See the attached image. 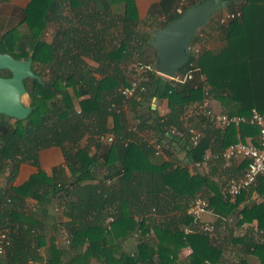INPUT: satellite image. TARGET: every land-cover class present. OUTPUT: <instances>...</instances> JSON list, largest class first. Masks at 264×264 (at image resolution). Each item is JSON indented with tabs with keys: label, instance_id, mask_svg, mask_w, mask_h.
I'll return each instance as SVG.
<instances>
[{
	"label": "trees",
	"instance_id": "16d2710c",
	"mask_svg": "<svg viewBox=\"0 0 264 264\" xmlns=\"http://www.w3.org/2000/svg\"><path fill=\"white\" fill-rule=\"evenodd\" d=\"M4 1L7 0H0ZM67 1L73 9L87 5V12L82 11L85 20L81 23L89 26H93L99 14L97 10L102 8L104 14L109 15L116 9L111 6L119 2L120 11L115 19H102L101 23L118 21L122 34L118 44L108 48L107 27L91 35L86 30L66 33L63 28L64 0H29L23 8L19 23L24 24L33 40L29 50L15 51L19 43L18 25H11L0 34L1 52L11 53L15 58L31 56L34 72L40 75L37 68L47 65L49 74V79L43 83L36 79H30V85L27 82L29 105L33 108L26 119L16 120L0 114V178L6 179L5 184H0V231H7L11 241L0 256V264H59L57 258L66 251L73 254L65 264H90V258H94L97 264H177V255L186 246L191 249L186 264L222 263V247L211 239V231L185 233L184 227L192 225L185 210L195 196H202L198 192L204 185L215 191L208 201L219 219L230 205L206 176L187 168V164L201 160L210 148L209 132L212 129L201 110L196 109L192 114L188 110L192 103L202 102L205 96L218 91L220 85L216 82V73L227 47L216 55L206 49L196 55L191 48L188 62L178 69V73L193 70L190 80L173 82L151 72L144 81L146 90L138 98H125L118 88L128 84L129 80L118 75L117 65L134 54L141 61L156 58L153 33H139L141 20L135 0ZM202 1L205 0H194L187 7ZM166 2L161 0L163 8ZM181 14L174 11L157 27ZM245 21L244 15L243 25L246 26ZM48 22L60 25L51 43L40 38ZM239 26L238 19L229 21L232 30ZM245 37L236 35L229 44L238 45L245 41ZM193 44L192 39L191 47ZM85 57L99 65L90 66ZM236 60L227 71L236 84L245 86L235 91L230 89L234 91L233 98L239 104L240 114L246 115L253 107L264 111V88L261 87L264 65L256 62L254 57L246 61ZM110 62L115 66H110ZM224 70L220 66V71ZM94 73L101 77L96 78ZM196 74L203 75L204 81ZM151 95L167 99L169 111L165 115L159 116L156 110H152L150 118H143L138 113L142 102L149 100ZM125 102L137 111L139 122L134 129L127 125L121 109ZM109 118H112V124H109ZM170 128H175L176 133L169 134ZM189 128L202 132L195 144L191 142ZM144 129L154 130L155 137L168 144V148L163 149L167 160H154L158 154L139 135ZM237 129L241 139L258 135L257 127L252 124L241 123L238 128L231 124L222 129V149L238 140ZM107 133H112L114 139L105 146L100 137ZM227 135L232 138L224 141ZM84 137L87 142L81 145ZM92 145L96 150L105 147L102 164L106 171L100 176L95 168L99 158L90 153ZM50 146L63 150L74 180L63 182L58 178L57 174L62 172V167L58 166L53 168L51 176L38 169L22 184L13 185L20 165L31 163L38 166L39 152ZM176 146L185 152L186 160L177 156ZM242 159L241 166L246 168L248 159ZM53 196H60L63 200L68 220L55 224L50 232L65 231L68 243L67 249L53 245V258L43 261L39 248L45 243L42 219L45 210L42 206L31 209L27 199L32 198L42 205L48 204ZM149 213L168 215L165 228L153 229V241L143 238L149 231L144 225ZM136 215L140 219H135ZM109 216L113 219L107 222ZM259 228L264 229L260 218ZM131 235L135 236V247L127 251L122 247L121 239ZM248 240L246 236H232L233 242L253 249L249 251L264 252V244L247 243ZM22 250L28 251V258L21 257ZM260 258L264 264V254ZM232 264L243 263L238 259Z\"/></svg>",
	"mask_w": 264,
	"mask_h": 264
},
{
	"label": "crops",
	"instance_id": "0c3cea01",
	"mask_svg": "<svg viewBox=\"0 0 264 264\" xmlns=\"http://www.w3.org/2000/svg\"><path fill=\"white\" fill-rule=\"evenodd\" d=\"M29 0H24V4L20 7L21 10L26 6ZM194 0H189L193 2ZM161 0H135V5L138 13V17L141 20L139 25V33L141 34H151L157 26L161 24L169 15L173 14L176 6L179 3V0H167L164 8L160 4ZM221 3V8L214 13L209 20L206 22V25L203 27V30L196 33L195 41L192 47L198 49V55L202 50H209L213 54H219L223 49L225 53L222 56L221 65L217 69V84L218 91L215 93H210L208 96V102L210 108L216 113H223L228 115H238L239 104L236 99L233 98V93L239 88L245 87L244 84H236L227 71V68L233 66L237 61H246L252 59L258 62L260 65H264V0H230L228 2L217 0ZM88 3L94 4L93 1ZM63 28L66 30V33H83L85 30L89 34L96 33L98 29L106 28V39L107 45L113 47L118 44V40L121 37V26L118 21L115 23L103 24L102 19L114 20L115 15L119 14L120 3H114L111 7H116V9L111 10V14L105 15L103 9L100 8L98 15H96V20L93 21V26L86 25L81 23L82 20H85L82 11L86 13L87 5H83L81 8L73 9L70 7L69 2L64 0L63 2ZM245 12L243 13V11ZM118 11V12H117ZM77 12V13H76ZM235 13L239 12V16L235 17L238 19L240 24L238 29L232 30L229 28V19L223 23L220 22V17L224 16L226 13ZM245 15L246 26L243 25V17ZM21 19V18H20ZM233 19V18H232ZM20 22V21H19ZM16 23L13 25H23V23ZM49 26H53V30L50 31L51 39H43L44 31H47ZM60 25L53 22H48L46 27L43 29V32L40 36L41 39L45 40L48 43L54 41V36L57 31V28ZM237 31V32H236ZM236 35H246L247 38L244 42L240 44H229L231 38H235ZM33 40L31 39V45H24L22 49L29 50L31 48ZM26 46V47H25ZM219 58V57H218ZM137 55L134 54L131 59H128L119 65L118 75L124 76L128 81L133 73V65L138 61ZM87 63L92 67H97L99 63L91 58L85 57ZM155 61V58L152 60ZM108 63V61H107ZM110 66H115L114 62L109 63ZM220 66L222 69H225L224 72L220 71ZM96 78H100L99 73H94ZM198 79L204 81L203 75H198ZM223 86V87H221ZM208 87V86H207ZM261 87L264 88V82H262ZM234 91H231V90ZM77 101V100H76ZM121 109L125 113L126 123L131 128H135V124L139 122L137 116V111L134 107L126 102L121 105ZM201 110L202 102H194L190 105L188 113H193L194 110ZM152 110H156L157 114L165 115L168 111L167 99L163 97H157L151 95V98L147 101H143L141 107L139 108V114L143 118H150L152 116ZM109 124H112V118H109ZM238 128L239 125H234ZM212 129L209 132L211 139V146L207 149L208 152H217L222 150L221 146L223 143V131L225 127L212 124ZM221 131L219 132L218 130ZM139 135L146 139L149 143L155 137V132L152 129H144L139 132ZM237 141L250 140L254 143H258V135L255 136H246L244 139L239 137V131L237 129ZM232 136L227 135L224 141L231 140ZM105 146H108L110 143L101 140ZM87 142V137H84L81 141V145ZM227 146V145H226ZM225 147V145H224ZM105 148V147H104ZM104 148L96 150L95 146H91L90 153H95L98 158V164L96 168L97 176H100L105 173V167L102 164V157L104 156ZM172 149V148H171ZM176 154L179 157H185V152L181 150L178 146L174 147ZM156 154V153H155ZM38 166H35L31 163H22L19 167V170L16 174L15 179L13 180V185H20L25 182L33 173L37 172L38 169L43 170L48 176L52 175L53 168L61 166L62 172L57 174L63 182H72L74 177L65 162V156L63 150L58 146H50L42 149L39 152L38 156ZM168 156L164 151L158 153L154 160L161 161L167 160ZM187 158L185 157V160ZM243 159L242 158H233L230 160H213L209 163L207 167L201 169H195L192 166V163L187 164V168L190 172L199 173L203 176H206L211 184L216 185L217 191L221 192V189L234 178L239 177L245 167L241 166ZM214 190L209 188V186L204 185L202 189L198 192L202 197L207 200L214 195ZM223 197V196H222ZM224 198V197H223ZM209 202V201H208ZM27 204L31 209L43 207L45 213L43 214V226L45 233V243L39 248V255L42 257L43 261L53 258V245L56 248L62 249L66 247V233L65 231H59L57 233H51L50 229L55 224L64 222L68 220V217L65 214L63 207V200L57 196H53L51 201L48 204H38L34 199L28 198ZM41 208V207H40ZM212 211L206 212L201 216L200 224L209 223L212 226L211 230V239L222 247V263L220 264H230L234 260H242L243 264H261L260 255H263V251L254 253L247 249V246L240 242H233L232 236H246V240L249 238L248 242H253L256 245L264 244V229L259 228V218L262 225H264V180L263 178H258L254 184L250 187L241 191L233 201H230V205L226 209L225 213L220 217L215 211L213 206H211ZM108 218V217H107ZM135 219H140L137 215ZM107 221V219H106ZM108 222V221H107ZM168 224V215L166 214H157L149 213L146 215L144 220V225L149 228V231L143 237L144 240L153 241L155 227L165 228ZM135 236L131 235L125 239H121L122 247L127 251H132L135 247ZM85 248V246H84ZM189 251L188 247L181 249L177 255V264H186L188 261ZM262 253V254H261ZM72 253L63 252L57 258L59 264H65L70 261ZM29 254L27 250L21 251V257L23 259L28 258ZM90 264H97L94 258L89 259Z\"/></svg>",
	"mask_w": 264,
	"mask_h": 264
},
{
	"label": "built area",
	"instance_id": "2783aa9c",
	"mask_svg": "<svg viewBox=\"0 0 264 264\" xmlns=\"http://www.w3.org/2000/svg\"><path fill=\"white\" fill-rule=\"evenodd\" d=\"M188 4L189 0H179V3L175 8V12L183 13ZM237 16H239V12L226 13L224 16L220 17V22L223 23ZM191 48L195 54L198 53V49L195 47H191L190 43L189 52ZM151 72L159 74L154 62L138 60L133 65L134 74L129 79L128 84L122 85L118 88L119 93L125 98L133 96H137L138 98L139 94L146 90L144 81L148 79V74ZM192 77L193 70H188L185 73L176 72L168 79L173 82H185L187 80H190ZM202 108L203 114L213 125L226 127L231 124L239 125L241 123H249L256 126L258 129V143H254L250 140H240L232 142L220 151L208 153L206 152L201 160L192 163L193 168L201 169L207 167L213 160H230L233 158L248 159V164L244 169L242 175L238 178L231 179L221 189V195L229 201H233L241 191L254 184L258 178H263L264 180V111L261 112L257 108L253 107L246 115H228L223 113H216L209 106L208 96H205L203 98ZM158 115L163 116V114ZM168 132L169 134H174L176 133V129L170 128ZM189 132L191 134V142L193 144L197 143L202 135V132L194 128H189ZM100 139L105 142L111 143L114 139V135L112 133H107L105 135H102ZM150 144L153 146L154 152L156 154L161 153L164 148H168V144L164 140H159L157 137H154ZM211 211L212 208L210 207L209 202L206 198L202 196H195L190 201L185 210V213L192 219V225L184 227V232L192 233L196 231H211V224H200L201 216L204 213ZM112 219L113 218L109 216L107 218V221H112ZM65 242L68 243L67 236ZM10 243L11 241L7 234V231H0V256L4 254L5 249L10 245ZM187 247L189 251H191L190 247Z\"/></svg>",
	"mask_w": 264,
	"mask_h": 264
},
{
	"label": "water",
	"instance_id": "95a60500",
	"mask_svg": "<svg viewBox=\"0 0 264 264\" xmlns=\"http://www.w3.org/2000/svg\"><path fill=\"white\" fill-rule=\"evenodd\" d=\"M220 8L221 3L217 0L196 2L173 21L153 30L152 46L156 50L154 63L162 78L173 76L188 62L192 39ZM4 69L10 72V76L0 75V114L16 120L26 119L33 107L22 100L27 93L25 80L44 81L34 72L31 56L15 58L11 53L0 51V70Z\"/></svg>",
	"mask_w": 264,
	"mask_h": 264
},
{
	"label": "rangeland",
	"instance_id": "374dc122",
	"mask_svg": "<svg viewBox=\"0 0 264 264\" xmlns=\"http://www.w3.org/2000/svg\"><path fill=\"white\" fill-rule=\"evenodd\" d=\"M24 4V0H7L4 2H0V34L4 32L7 28H9L11 25L16 24L20 21V18L22 17V10L21 6ZM205 26V25H204ZM204 26L200 27L197 31L200 32V30H203ZM18 32H19V43L17 44L16 52L20 51L24 45H31V37L26 29L25 26L19 25L18 26ZM53 30V26H49L47 31H44L43 39L50 40L51 34L50 31ZM49 32V33H48ZM195 41V37L193 38V42ZM26 47V46H25ZM0 49H2L0 47ZM30 49V47H29ZM37 71L40 73V76L42 80H48L49 74H48V66L42 65L41 67L37 68ZM5 74L4 71H0V75ZM31 81H28V85H30ZM22 100L24 103L29 104L30 99L28 96V93L24 94L22 97ZM6 179L0 178V184H5Z\"/></svg>",
	"mask_w": 264,
	"mask_h": 264
},
{
	"label": "flooded vegetation",
	"instance_id": "af4514ba",
	"mask_svg": "<svg viewBox=\"0 0 264 264\" xmlns=\"http://www.w3.org/2000/svg\"><path fill=\"white\" fill-rule=\"evenodd\" d=\"M1 71H4L5 74L1 75V76H4V77H7V76H10V72L8 70H1ZM30 79H26L25 80V85H27V82L29 81ZM27 87V86H26Z\"/></svg>",
	"mask_w": 264,
	"mask_h": 264
}]
</instances>
